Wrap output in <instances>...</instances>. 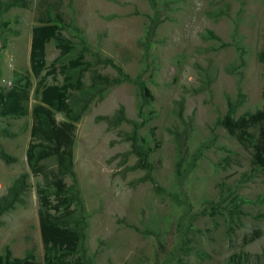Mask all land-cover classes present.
Returning a JSON list of instances; mask_svg holds the SVG:
<instances>
[{"label": "rangeland", "instance_id": "374dc122", "mask_svg": "<svg viewBox=\"0 0 264 264\" xmlns=\"http://www.w3.org/2000/svg\"><path fill=\"white\" fill-rule=\"evenodd\" d=\"M4 1L0 87H10L16 73L29 70L31 29L55 15L62 19L67 38L77 43V27L92 50L111 58L129 76L145 66L142 42L153 13L147 0H25V6L2 11ZM157 1L162 19L150 37L143 72L153 97L144 106L149 119L138 133L142 144L152 148L150 174L164 192L157 193L150 180H141L144 169H129L136 161L125 139L131 124L114 126L105 119L120 106L127 119H141L135 86L125 81L110 86L89 103L75 125L74 171L87 221V252L93 264H227L231 256L241 254L247 264H255L264 249V173L251 164L252 148L216 120L226 112V95L231 100L237 96V83L245 101L236 116L264 109V63L257 58L264 50V0ZM165 1L168 7L162 6ZM45 53L49 66L58 57L52 41ZM241 57L244 64L237 74L234 68ZM96 68L117 77L110 65ZM32 80L30 107L37 81ZM46 80L53 81L52 76ZM83 80L88 83V76ZM181 98L183 120L173 113L174 101ZM55 117L63 119L61 113ZM186 124L183 167L197 148L202 153L195 167L178 179L177 143L171 131H181ZM30 125L29 113L0 116V145L15 157L11 163L0 158V196L23 171L29 173L30 185L24 203L0 215V253L8 246L12 256L22 257L31 249L43 264L35 192L41 178L29 172L25 156ZM251 131L256 134V129ZM235 195L249 200L238 206V215L228 210ZM221 197H227L223 213L211 214L204 202ZM254 230L260 234L251 240Z\"/></svg>", "mask_w": 264, "mask_h": 264}, {"label": "trees", "instance_id": "16d2710c", "mask_svg": "<svg viewBox=\"0 0 264 264\" xmlns=\"http://www.w3.org/2000/svg\"><path fill=\"white\" fill-rule=\"evenodd\" d=\"M153 13L148 17L145 38L142 42L144 48L145 66L135 76L124 73L109 57H103L99 52L92 50L79 34L77 27H73L78 38L77 43L63 34L64 23L60 16H52L48 21L40 22L31 29L29 47V70L16 73L10 87H0V116L19 118L31 116L30 140L26 147L25 156L29 172L34 176H40L41 181L36 183L35 192L38 201V224L40 238L43 247V264H93L92 257L85 246L87 221L84 213V205L80 196V190L76 173L74 171V140L75 125L80 120L89 103L99 97L106 89L123 81L132 83L137 92L139 102L137 104V116L140 120H129L124 115L123 106H120L111 118L105 117L114 126L121 122L131 124V131L125 135L130 142V152L135 155L136 161L129 169H144L145 175L141 180H150L157 193H163L151 177L152 163L149 160L152 148L142 144L138 130L147 120L144 115V106L152 100V95L145 85L143 72L148 68V56L150 37L161 22L162 12L157 7V0H147ZM165 1L162 6H169ZM25 0H6L2 4V11L14 6H25ZM209 36L215 35L209 31ZM52 41L58 50L51 65L46 63L45 46ZM63 58H67L63 62ZM257 58L264 63V50L261 49ZM58 62V63H57ZM244 61L242 57L236 65L237 74H241L240 68ZM112 66L117 77H109L101 74L97 66ZM233 70V71H234ZM52 76L51 82L46 80ZM59 75L60 79H57ZM88 76V83L84 78ZM32 77L36 78L33 94L35 102L29 106L30 94L33 88ZM245 101V94L237 83V96L230 99L226 95L227 109L223 116L217 118L216 125L222 126L229 135L235 137L238 142L252 148L251 164L264 173V109H256L253 112H243L236 116L237 109ZM183 99L175 100L173 113L183 120ZM55 113H61L62 120H57ZM185 121L183 122V124ZM256 129V134L251 131ZM177 143L178 159L175 163V174L182 179L191 171L202 148L199 147L192 153L191 159L182 163L184 157V143L188 137L187 124L181 131H171ZM13 136V133H8ZM214 138V137H213ZM0 158L11 163L15 157L7 153L0 145ZM29 173H19L7 187L6 192L0 196V215L24 203V195L29 189ZM70 182H67L66 179ZM173 199L182 202L173 194ZM227 197H221L218 202L205 201L204 206L210 208V213H223V202ZM230 213L239 214L238 206L249 202L239 196L231 199ZM204 212V211H202ZM264 216V214H261ZM190 224V223H189ZM259 230H254L250 236L253 240L259 236ZM247 264L243 255L236 258L231 256L227 264ZM0 264H42L35 260L33 251L27 250L22 257L12 256L8 246L0 253ZM255 264H264V249L257 255Z\"/></svg>", "mask_w": 264, "mask_h": 264}]
</instances>
